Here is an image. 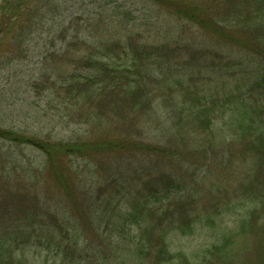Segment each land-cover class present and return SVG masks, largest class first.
I'll return each instance as SVG.
<instances>
[{
	"label": "trees",
	"instance_id": "16d2710c",
	"mask_svg": "<svg viewBox=\"0 0 264 264\" xmlns=\"http://www.w3.org/2000/svg\"><path fill=\"white\" fill-rule=\"evenodd\" d=\"M28 1L30 0H22L21 4H17L18 7L16 4L5 3L2 8L10 6L9 11L17 14ZM148 1L167 16L198 27L202 30L203 39L210 45L200 49L194 48L192 42L186 44L185 28L182 29L179 40H155L151 27L145 26L147 30L142 31L139 29L141 25L133 23L131 26L126 22L128 20H119L121 10L117 11V17L111 16L109 20L98 18L91 21L99 30L98 37L94 34V27L90 29L92 25L85 20L83 23L62 22V32L49 39L50 45L43 52L39 74L31 82L30 91L35 92L40 101L47 99L48 103L51 102L71 123L84 120L82 123L89 129L83 135L55 140L49 135L46 137L36 132L29 133L22 128L0 126V139L10 141L16 146L37 148L46 159L43 170L50 172L60 186L62 194L72 202L71 205L77 209L79 204H83L81 209L85 206L90 214L101 215L100 219H91L92 225H98V234L105 231L107 234L118 232L122 235L128 226L141 227L142 223L147 227L148 216L156 213L148 205L149 200H165L168 186H175L170 176L162 173L159 189L153 188L148 193L139 195V182L142 180L140 171L149 169L151 174L154 167L161 171L166 170L161 166L152 165L155 152H159L158 157L155 156L159 162L163 160L161 154L166 151L162 148L166 144H173L172 148L178 152L197 143V138L189 135L192 130L206 132L212 138L216 129L211 116L215 112L218 115H228L226 126H236L235 136L245 141L244 157L248 158L253 150L256 151L254 172L250 171L252 183L241 193L238 200L240 204H251L254 207L239 223L242 228L239 227L238 232L247 233L246 225L251 230L253 228L252 224H248L250 220L261 219L263 216L260 215L264 214L263 48H260L262 55L258 53V47L264 44V0ZM26 13H23V18L29 15ZM232 17L235 18L233 23L230 22ZM132 19L134 18L131 17ZM11 24V17L3 19L0 24L3 28L1 32L7 35L16 34V38H22L25 36L20 35L21 33L32 31L31 24L26 26L22 22L10 26ZM74 26L75 31L72 33ZM128 27L131 30H128ZM194 39L196 40L195 37ZM181 41L185 43L181 44ZM212 46L217 49L234 47L243 52L247 51L249 59L236 52L232 53L236 55L230 59V53L211 50L214 48ZM256 58L262 62L260 66L253 68ZM172 65L179 66L183 75L192 80L193 85L189 83L187 86L184 81L166 74V69ZM240 66L255 70L254 75L251 74L252 71L243 73L245 70L240 69ZM220 67L226 68L227 74L216 70ZM231 72L237 73L240 78L233 90L232 87L227 88V82L221 80L220 75L224 73L228 76ZM196 74H204L203 77L208 79L217 78L215 90L211 91L216 93H209L198 86ZM174 89L181 90L184 97H187L183 98L182 102L185 106L180 108L179 99L173 98L170 105L166 104L172 108L171 114L160 115V122L153 121L154 129L158 130L155 131L158 133V139L147 135L145 128L138 126L139 122L144 117L157 119L159 112L155 111L157 104L159 105L158 98L170 93L173 95ZM45 105L48 106L46 102ZM105 114L108 117L104 116ZM104 121L107 122V129L100 128L99 123ZM165 121H169L171 126L166 127ZM221 130L224 131L225 127ZM221 134L224 135L222 131ZM154 139L158 140L159 146L153 143ZM241 139L239 140L243 141ZM183 144L185 148L181 147ZM73 158L79 161L89 160L99 173L95 181L89 182L88 178L85 180L81 170L72 169L69 161ZM136 162L147 165L142 166L138 172ZM2 178L0 176V183ZM4 186L9 189L8 184ZM161 192L165 193L163 197L158 196ZM16 196L18 195L11 191L0 195V200L3 201L0 202V264H28L25 250L32 246V241L36 239L31 230L21 228L22 223L30 220L34 224L38 219L35 201H32L30 196ZM124 202L130 208L124 209V215L118 218L116 216L121 224L106 221L107 217L113 218L112 210L122 211L120 204ZM164 219L166 218L163 217ZM54 220L60 223L57 217ZM103 222H106V225ZM259 227L264 231V217ZM58 229L63 231L65 228ZM65 237L62 236V241ZM53 241L54 238H49L48 242L40 239L34 242L33 247L42 248V256L44 251L54 249L51 248ZM225 241L227 243H222L221 246L214 244L207 257L216 255L220 264H264L263 243L261 250L255 252V257L251 258L243 254V248L239 250V247H232V238L227 237ZM60 243L61 241L57 245ZM158 243L160 252L157 264H190L187 256L181 258L180 254H176L178 257L169 255L163 235L158 237ZM46 244L47 249L43 248ZM65 249L68 251L67 247ZM66 251L61 247L56 250L64 259ZM239 255L241 260L238 262ZM207 260L206 256H203L196 264H204ZM42 262L44 264L45 261ZM29 264L39 263L33 261Z\"/></svg>",
	"mask_w": 264,
	"mask_h": 264
},
{
	"label": "rangeland",
	"instance_id": "374dc122",
	"mask_svg": "<svg viewBox=\"0 0 264 264\" xmlns=\"http://www.w3.org/2000/svg\"><path fill=\"white\" fill-rule=\"evenodd\" d=\"M21 1L0 0V24L3 19L11 17L12 24L10 26L22 22L26 26L30 24L32 26V31L20 34H24L25 37L16 38V34L7 35L3 31L1 32L3 28L0 25V126L22 128L29 133L36 132L46 137L49 135L55 140L70 139L78 134L83 135L89 129L86 124L82 123L84 120L71 123L70 119L64 118L62 111L53 107L51 102L48 103L47 99H43L44 102L40 101L35 92L30 91L31 82L39 74L43 52L50 45L49 39L62 32V22L75 23L79 21L83 23L85 20L92 25L90 29L94 27V34L98 37L100 36L99 30L91 21L98 18L109 20L111 16L117 17V11L121 10L119 20H128L126 22H129L131 26L133 23L141 25L142 27L139 29L142 31L147 30L144 28L145 26L151 27L155 40L160 39L161 42H167V39L179 40L181 31L185 28L187 32L186 44L192 42L194 48L200 49L210 45L203 39L202 30H199L198 27L167 16L148 0H35L37 3L30 0L21 7L22 9L20 8L21 13L18 10L17 14H14V11H9L11 10L10 6L2 8L5 3L17 5L21 4ZM24 12L29 14L27 18H23ZM2 16H6V18ZM131 17L134 19L131 20ZM234 20L235 18L232 17L230 22L233 23ZM128 30L131 28L128 27ZM74 31L75 26L72 33ZM87 33L89 32L87 31ZM182 43L185 41H181ZM260 48L264 50V44L258 47V53L262 55L263 52ZM211 50L227 51L230 53L228 55L230 59L236 54H241L249 59L247 51L243 52L234 47H229V49L214 47ZM234 52L236 54L232 55ZM261 62L256 58L253 68L260 66ZM189 67L191 68L190 65ZM246 67L240 66V69L245 70L243 73L248 74L252 71L251 74L254 75L255 70L246 69ZM184 68L185 66L183 67L185 72ZM225 69L220 67L216 70H222L227 74ZM166 74H171L184 81L187 86L189 83L193 85L192 80L184 76L181 68L177 65L168 67ZM226 74H220L221 80L227 82L228 89L231 87V90L235 89L240 78L237 73L231 72L228 73V76ZM203 76L204 74L195 75L196 84L209 93H216L211 91L215 90L218 83L217 78L208 79ZM164 85L170 89L166 84ZM172 87L176 86L172 85ZM174 90L177 92L174 91L173 95L170 93L160 96L157 100L159 105L154 104L155 112H159L157 119L153 120L150 116L144 117L139 122L138 126L145 128L147 135L155 136L158 139V130L154 129L153 121L160 122L158 119H162L160 115L171 114L172 108L167 107L166 104L170 105L173 98L179 99L180 108L185 106L182 102L183 98L187 97H184L181 90ZM54 103L56 104V102ZM164 119L166 120V118ZM211 119L216 129V134L212 138L206 132L192 130L189 131V135H194L198 140L197 143L187 148L183 144L181 147L185 149L178 152L172 148L173 144H166L162 148L166 151L161 154L163 160L159 162L156 158L159 152H155L156 157L154 156L152 165L161 166L166 170L161 171L154 167L150 174L149 169L140 171L142 166H146L147 163H135L142 177L138 189L140 192L137 191L140 196L141 193H148L150 189L161 187L158 184L162 173H167L166 175L170 176L172 184L174 183L175 186L170 187L169 185L166 194L159 193V197H163L165 194V200H149L148 205L156 213L148 216L147 227L142 223L141 227L128 226L122 235L118 232L107 234L108 232L105 231L98 234V225H92L91 219H100L101 215L90 214L89 209H86L85 206L81 209L83 204H79L77 209L71 205L72 202L66 199L65 194H62L60 186L50 172L43 170L46 159L37 148L16 146L10 141L0 139V176L3 177L0 183V195L11 191L18 196H30L37 206L38 219L34 220V224L29 220L21 225L23 230H31L36 236V239L32 241V246L25 250L28 264L33 261H38L39 264H43L42 261H45L44 264H157V256L160 252L158 237L160 235H163L169 255L178 257L176 254H180L181 258L187 256L190 264H196L203 256L208 259L204 264H220L216 255L207 257V254L214 244L221 246L222 243H227L225 241L227 237L232 238L233 246H231L233 248L239 247V250L243 248L244 255L255 257V252L261 250L262 243L264 245L262 242L264 231L259 227L263 222L264 214L260 215L263 216L261 219L250 220L248 224L253 225L252 230L246 225L247 233L241 231L239 233L240 220L248 216L249 210L254 207L251 204L248 206L240 204L238 200L241 193L246 191L250 187L249 184L252 183L250 182V171L254 172L256 151L253 150L248 158L244 157L245 141L238 138L237 135L235 136L236 126H226L228 115L223 116L220 113L218 115L215 112ZM99 124L100 128H108L105 121ZM165 124L166 127L171 126L169 121H165ZM223 127H225L224 131L221 130ZM221 131L224 135L221 134ZM157 139H154L153 143L159 146ZM69 164L73 170H81L84 179L88 178L89 182L95 181L99 175L88 159L79 161V159L73 158ZM120 183L123 182L120 181ZM7 184L10 190L4 186ZM145 186L146 188H144ZM0 202L3 201L0 200ZM120 206L122 211L112 210L113 218L107 217L105 220L121 224L117 218L124 215V209L130 208V206L125 202ZM56 217L58 220L60 219V223L54 220ZM163 217L166 219L163 220ZM103 223L106 225V222ZM58 228L65 229L60 231ZM63 235L66 237L62 241ZM49 238H54V241L51 242V248L54 249H50L49 252L44 251L45 254L41 256L40 252L43 249L33 247V244L40 239L48 242ZM59 241L61 243L57 245ZM58 247L65 251L67 247L65 259L60 256L62 254L56 252ZM43 248L47 249L48 244ZM19 256L21 255L19 254ZM240 257L241 255L238 256V262L241 260ZM22 258L25 257L22 256Z\"/></svg>",
	"mask_w": 264,
	"mask_h": 264
}]
</instances>
